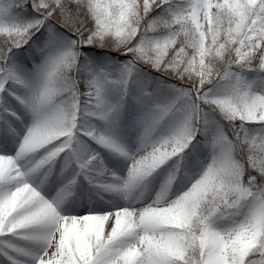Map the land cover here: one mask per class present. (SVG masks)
Wrapping results in <instances>:
<instances>
[{"label":"snow or ice","instance_id":"snow-or-ice-1","mask_svg":"<svg viewBox=\"0 0 264 264\" xmlns=\"http://www.w3.org/2000/svg\"><path fill=\"white\" fill-rule=\"evenodd\" d=\"M0 264H264V0H0Z\"/></svg>","mask_w":264,"mask_h":264}]
</instances>
